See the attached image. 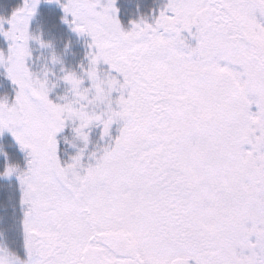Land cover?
Masks as SVG:
<instances>
[{"label": "snow or ice", "instance_id": "1", "mask_svg": "<svg viewBox=\"0 0 264 264\" xmlns=\"http://www.w3.org/2000/svg\"><path fill=\"white\" fill-rule=\"evenodd\" d=\"M0 180V264H264V0L0 11Z\"/></svg>", "mask_w": 264, "mask_h": 264}, {"label": "trees", "instance_id": "2", "mask_svg": "<svg viewBox=\"0 0 264 264\" xmlns=\"http://www.w3.org/2000/svg\"><path fill=\"white\" fill-rule=\"evenodd\" d=\"M137 1L139 0H120L122 6V14L124 15L125 19L127 18L128 12L125 11L123 8L124 3L132 4V3H136ZM148 1L149 0H147L146 2V6H148L151 3ZM18 2L19 0H0V11H10L11 7L17 4ZM3 143L6 147V150H8L14 156L18 155V150L14 145H12L10 137H5ZM6 184H7L6 181L0 180V185H6ZM5 197H6L5 191L2 188H0V203L5 202ZM11 211L12 209L10 206L7 209L0 208V212H4L8 216L11 215Z\"/></svg>", "mask_w": 264, "mask_h": 264}, {"label": "rangeland", "instance_id": "3", "mask_svg": "<svg viewBox=\"0 0 264 264\" xmlns=\"http://www.w3.org/2000/svg\"><path fill=\"white\" fill-rule=\"evenodd\" d=\"M146 2L147 0H139L136 3H140L142 9L146 10L147 6H146ZM148 2H151L150 0ZM136 3H132V4H128V3H124L123 8L125 11H127L128 13H131L135 10V5ZM12 212V211H11ZM10 216V215H9Z\"/></svg>", "mask_w": 264, "mask_h": 264}]
</instances>
